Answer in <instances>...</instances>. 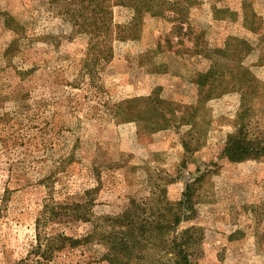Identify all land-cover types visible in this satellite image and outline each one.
<instances>
[{"label":"rangeland","instance_id":"obj_1","mask_svg":"<svg viewBox=\"0 0 264 264\" xmlns=\"http://www.w3.org/2000/svg\"><path fill=\"white\" fill-rule=\"evenodd\" d=\"M111 3L99 40L86 0H0V264H33L39 219L93 242L51 264H108L99 237L145 221L166 242L147 264H177L192 227V264H264V156H225L264 148V0ZM84 203L90 222H43Z\"/></svg>","mask_w":264,"mask_h":264},{"label":"trees","instance_id":"obj_2","mask_svg":"<svg viewBox=\"0 0 264 264\" xmlns=\"http://www.w3.org/2000/svg\"><path fill=\"white\" fill-rule=\"evenodd\" d=\"M88 3V8L92 6L96 7L94 9L89 10L88 8L85 10H81V14L83 19L88 21L89 25H86V30L90 29V34L97 33L95 36L99 35V40L107 39L110 29V5L111 0H86ZM143 12V10H141ZM140 11V13H141ZM80 12V10H79ZM91 21H94L91 23ZM94 24V25H92ZM94 26V27H93ZM8 51V50H7ZM102 57L99 59L110 60L112 58V53L110 49L102 50ZM214 72L210 74L201 73L197 79V85L200 87H204L207 85L214 76ZM157 98L152 101L155 102ZM156 103L158 105L162 104L161 100H157ZM162 122H167L166 119L161 117ZM156 128H162L163 126H159L157 123ZM167 127V126H166ZM255 143L248 144L246 139L243 137H239L238 139L231 140L225 149V156H227L232 161H241L249 158H260L264 156V148L263 149H255ZM187 200L186 202L190 203L192 198L191 195V185L187 187V192L183 195ZM184 199V200H185ZM6 202V196L2 197L0 201V208ZM89 203L84 204H72V205H57L56 207L44 210L42 219L43 222H51V221H61L62 219L66 220L70 218L72 221H82V222H90L91 217L90 213L87 210V206ZM191 208V207H189ZM41 219L37 222V244L34 247L33 252L36 255V260L33 261V264H51L54 260L55 255L66 250L67 248L75 249V248H84L93 244L92 239L84 238V239H75L73 237H68L62 233L48 235L46 233H41ZM154 225V224H153ZM145 222L141 223H127V224H118L116 226L111 225L112 231H105L102 236L99 238V242H102L106 247V252L104 254L103 259L108 264H147L146 253L150 246H155V242H159L162 247V244H166L165 241H162L161 232L163 229L158 226H153ZM198 233L197 229L189 228L185 229L182 232V239L180 243L177 245L178 250V258L177 264H192V258L194 257L195 250V240L197 237L195 234ZM192 239H195L192 241ZM152 240H155L154 243H151ZM19 264H27L25 260L21 261ZM176 264V263H175Z\"/></svg>","mask_w":264,"mask_h":264}]
</instances>
